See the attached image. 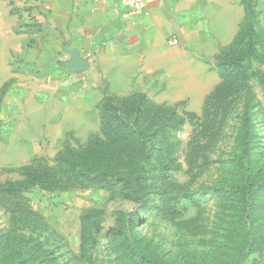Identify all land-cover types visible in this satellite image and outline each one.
Returning a JSON list of instances; mask_svg holds the SVG:
<instances>
[{
	"label": "rangeland",
	"instance_id": "374dc122",
	"mask_svg": "<svg viewBox=\"0 0 264 264\" xmlns=\"http://www.w3.org/2000/svg\"><path fill=\"white\" fill-rule=\"evenodd\" d=\"M249 2L255 35L206 70L139 62L65 110L0 87V264H264V2Z\"/></svg>",
	"mask_w": 264,
	"mask_h": 264
},
{
	"label": "crops",
	"instance_id": "0c3cea01",
	"mask_svg": "<svg viewBox=\"0 0 264 264\" xmlns=\"http://www.w3.org/2000/svg\"><path fill=\"white\" fill-rule=\"evenodd\" d=\"M146 4L131 13L120 0H0V87L12 84L17 108L56 99L65 110L67 96L92 94L117 76L128 81L139 62L188 70L185 61H195L206 70L200 60L232 46L246 17L244 0ZM74 60L86 70L71 71Z\"/></svg>",
	"mask_w": 264,
	"mask_h": 264
},
{
	"label": "built area",
	"instance_id": "2783aa9c",
	"mask_svg": "<svg viewBox=\"0 0 264 264\" xmlns=\"http://www.w3.org/2000/svg\"><path fill=\"white\" fill-rule=\"evenodd\" d=\"M120 2L122 6L127 8L131 13L143 12L147 7L146 0H120ZM49 9L50 8L48 6H43L41 8V13L43 15L47 14L49 12ZM171 44L177 45V41L173 40Z\"/></svg>",
	"mask_w": 264,
	"mask_h": 264
},
{
	"label": "trees",
	"instance_id": "16d2710c",
	"mask_svg": "<svg viewBox=\"0 0 264 264\" xmlns=\"http://www.w3.org/2000/svg\"><path fill=\"white\" fill-rule=\"evenodd\" d=\"M249 1H251V0H248V1L245 0L244 1L245 11H246V17H245L244 22H247V27L243 26L242 25L243 23L241 24L239 34H238L234 44H236L238 42V40L240 39L241 34H242L243 31H245V33H246V31H248L250 35H253V36L255 35V31H254L255 30L254 29L255 24H254V21H253L255 11L252 8L253 6H251Z\"/></svg>",
	"mask_w": 264,
	"mask_h": 264
},
{
	"label": "water",
	"instance_id": "95a60500",
	"mask_svg": "<svg viewBox=\"0 0 264 264\" xmlns=\"http://www.w3.org/2000/svg\"><path fill=\"white\" fill-rule=\"evenodd\" d=\"M74 68H70L71 71L76 72V71H85L86 70V65L78 60H74L73 62Z\"/></svg>",
	"mask_w": 264,
	"mask_h": 264
}]
</instances>
